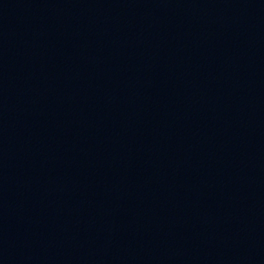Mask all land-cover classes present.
I'll return each instance as SVG.
<instances>
[{
    "label": "water",
    "instance_id": "water-1",
    "mask_svg": "<svg viewBox=\"0 0 264 264\" xmlns=\"http://www.w3.org/2000/svg\"><path fill=\"white\" fill-rule=\"evenodd\" d=\"M0 264H264V0H0Z\"/></svg>",
    "mask_w": 264,
    "mask_h": 264
}]
</instances>
